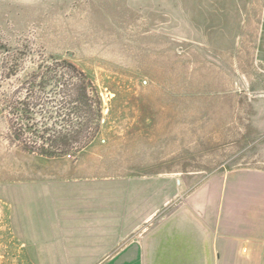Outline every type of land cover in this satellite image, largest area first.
Returning <instances> with one entry per match:
<instances>
[{
  "label": "rangeland",
  "instance_id": "rangeland-1",
  "mask_svg": "<svg viewBox=\"0 0 264 264\" xmlns=\"http://www.w3.org/2000/svg\"><path fill=\"white\" fill-rule=\"evenodd\" d=\"M263 21L264 0H0V43L27 60L0 93L52 55L101 98L94 139L54 158L10 143L0 109V264H108L174 209L176 179L264 169Z\"/></svg>",
  "mask_w": 264,
  "mask_h": 264
},
{
  "label": "crops",
  "instance_id": "crops-1",
  "mask_svg": "<svg viewBox=\"0 0 264 264\" xmlns=\"http://www.w3.org/2000/svg\"><path fill=\"white\" fill-rule=\"evenodd\" d=\"M257 47L256 60L264 61V41ZM176 181L179 202L150 225L144 248L120 236L110 243L125 249L108 264H264V169L227 170L203 183L199 177Z\"/></svg>",
  "mask_w": 264,
  "mask_h": 264
},
{
  "label": "trees",
  "instance_id": "trees-1",
  "mask_svg": "<svg viewBox=\"0 0 264 264\" xmlns=\"http://www.w3.org/2000/svg\"><path fill=\"white\" fill-rule=\"evenodd\" d=\"M25 56L26 51L21 47L11 49L0 43V87L11 81L19 70H25ZM32 63L34 67L21 85L0 93L7 140L24 151L51 158L85 149L98 133L91 123L101 115V98L92 81L74 63L56 60L52 55H43ZM79 102L85 107L89 105L88 111L79 109ZM52 108L57 109L56 116L64 124L60 128V125L50 126L45 120L36 121L37 115L42 120L49 114V119ZM73 116L79 125L74 124Z\"/></svg>",
  "mask_w": 264,
  "mask_h": 264
}]
</instances>
